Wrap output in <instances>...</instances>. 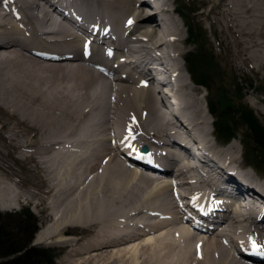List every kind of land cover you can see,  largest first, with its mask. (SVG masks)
I'll return each mask as SVG.
<instances>
[{
	"label": "bare ground",
	"instance_id": "bare-ground-1",
	"mask_svg": "<svg viewBox=\"0 0 264 264\" xmlns=\"http://www.w3.org/2000/svg\"><path fill=\"white\" fill-rule=\"evenodd\" d=\"M177 1L158 0L154 8L149 0H60L103 32L98 45L80 36L85 25L59 0H0V102L7 105L9 93L11 106L46 134L31 153L43 169L45 155L53 175L44 169L52 220L38 239L72 247L65 262H106L146 247L168 253L172 264H264V172L253 166L254 175L245 166L237 172L232 141L221 145L208 131L211 113L200 111L199 84L180 62L189 40L183 11L205 30L195 5ZM198 6L197 18L209 22L219 48L234 45L230 62L264 70V0H199ZM109 42L118 45L112 50ZM156 62H164L159 77ZM216 80L213 96H224L223 80ZM170 94L178 106H168ZM181 127L201 141L202 156L178 135ZM129 129L135 138L126 140ZM3 179L0 200L13 205L16 193L5 191ZM246 196L261 205L241 203ZM7 206L0 203L1 210ZM216 225L220 230L212 231ZM73 228L86 236H70ZM250 232L260 247L250 243Z\"/></svg>",
	"mask_w": 264,
	"mask_h": 264
},
{
	"label": "rangeland",
	"instance_id": "rangeland-1",
	"mask_svg": "<svg viewBox=\"0 0 264 264\" xmlns=\"http://www.w3.org/2000/svg\"><path fill=\"white\" fill-rule=\"evenodd\" d=\"M187 3L188 4L190 3L189 4L190 6L195 5L194 6V9L196 8L195 18L197 22L203 26V30H205V32H202L200 35H203V34H206V35H204L205 37L203 36V39H201L198 42V44H195L194 47L192 44L184 45L183 51L185 53L187 50L197 51L198 46L201 47V51L203 53H205L206 49H208V52L209 54L212 55L213 59L209 62L208 61L206 62V65H207L206 69L208 71L210 69V65L214 64L216 68H214L213 70L218 71V75L214 77L213 79L214 86H216L215 89H218L217 87L218 84L216 83L218 80H216V78H220L223 80L221 85L225 86L226 91H229L228 87L232 90L229 93L231 96V107L232 108L229 107V109L224 110L219 115H217L218 113L211 114L213 123L211 124V126L210 124H207V129L208 131L213 129L214 121H222V122L226 121V123L229 124L228 125L229 128H231L233 125L234 134H235L234 136L228 139L227 138H224V139L217 138V139L219 140V142H221V145H224V146H226L227 143H229L230 141H232V143L234 144V150H235L234 156L236 157L234 169L238 172V167L244 168L243 166H245L244 163H243L244 165L240 163V162H243V157L242 155L240 156V153L241 151H243V148L245 147L244 150H247L246 151L247 154H249L250 156L252 155L251 152H249L248 150L251 147L252 143L244 135L245 127L238 120V109L242 105H248L255 111V113L258 115V117L264 124V103L260 102V99L264 98V70H260L257 73V72L250 70L246 66H242V64L238 61L237 63L230 62L229 56L231 55V52L234 49L233 48L234 45L232 44V46L229 47L228 49H227V46L225 45L222 48H219L218 37L215 36L214 33L212 32L209 22L203 21L200 18H197L196 14H198V11L202 10L198 6L199 0H191V1L190 0L188 1L179 0L177 1L176 4H178L179 6H185L187 5ZM174 18H177V16H175ZM193 24H195V22ZM180 36L186 38V33H185L183 26H182V30L180 31ZM230 38L231 37L229 36V39ZM196 67L199 69L200 68L199 64H197ZM186 77L187 76H185V80L187 82V80L189 79L188 78L186 79ZM235 81L239 84V87L240 86L242 87L241 88L242 93H243L242 96H239L236 92L235 85L233 83ZM195 87H197L199 89L198 91L200 92L199 96H197L198 101H199V106H201L200 111H202V114H205L206 110L208 109V106H206L207 101H208L206 94L208 93L205 87L202 85H199V87L198 86H195ZM234 91L236 92L237 96L234 95L235 94ZM16 94L19 95L18 92ZM10 98L11 96L8 93V95L5 96V103L7 102L8 106L0 102V179L4 180L3 178H5L6 180L12 183L11 184L6 181L8 185L5 187L6 189L5 191L16 193L17 201H13L16 203L11 205L12 203L9 204V201L0 200L1 204L10 206V207L9 206L4 207V209L3 210L0 209V211L1 212L16 211V210L21 209V207L23 206H29L33 214L38 219V227H39V230L35 235L32 245L51 247L56 250V254H57L56 264H70L69 262H65L66 261L65 259H67L68 257L67 252L72 247L66 248L63 245L54 243V242H46V241L40 242L38 239V235L44 231L45 227H47L51 223V220H52L51 215L49 213L50 210L48 209L49 207L48 205H50L49 204L50 194H49L47 183H46L49 181L46 179V177L48 175H50V177L53 175L50 171V167L46 159L47 157L44 155L43 160L45 163L44 169L48 173V175L46 172H44V169L41 166L42 164L38 163L37 159L39 158L33 157L31 153H33L32 152L33 148L36 149L37 147H39V144H41L40 142L43 139V136L46 134L43 135V132L41 131L40 127L36 126L37 128H35L31 126L29 121L27 119H24L23 116L21 115L22 112H19L18 110H16L15 108L11 106L13 105V102L11 101L12 99ZM263 102H264V99H263ZM15 104H18V101ZM17 109H20V108L17 107ZM212 119H211V122H212ZM209 140H211V136H209ZM215 148L218 149L219 145H216ZM256 151L258 153L257 155H260L259 153H261V151L260 150H256ZM255 159L256 157H254V161ZM249 168L250 167L246 166L245 170H248L250 174L254 175V171L252 172ZM262 169H263L262 171L264 172V168ZM259 171L261 170H257V172ZM243 172H247V171H243ZM252 180L255 181L253 178ZM260 183H264V182H260ZM14 189L16 191H13ZM167 196H168V192H167ZM11 200H14V199H11ZM123 214L125 215V212H123ZM123 214H121V216H124ZM73 229L74 231L71 232L73 234L70 236H73L76 238H81V237L86 236V232L83 231L82 229L80 228H73ZM87 236L89 237V235ZM177 246L180 247L181 245L178 244ZM195 248H196V245L194 248H192V250H195ZM160 249H162L163 251L168 250L165 247H162ZM92 253H94L93 250L90 254ZM105 253L109 254L110 252L105 251ZM190 254L191 256H193V251H191ZM73 256H71L70 259L78 258L76 260L80 261L83 258V256H80V258L76 255H73ZM113 258L114 259L111 258V259L106 260V262L96 261V263H89V264H159V261L160 262L163 261L162 264H172L173 263L172 261L169 263L170 257L168 253L162 252L160 250L149 249L146 247L145 248L139 247V250L136 256H132L131 254L125 255L124 253H122L120 258H115V257ZM178 258L181 261V257H178Z\"/></svg>",
	"mask_w": 264,
	"mask_h": 264
},
{
	"label": "trees",
	"instance_id": "trees-1",
	"mask_svg": "<svg viewBox=\"0 0 264 264\" xmlns=\"http://www.w3.org/2000/svg\"><path fill=\"white\" fill-rule=\"evenodd\" d=\"M183 13V18L186 19V23L189 26L188 43L190 42L194 47L195 44H198V42L203 39L204 35H200V30H198L196 25L187 17L189 13H185L184 11ZM212 59L213 57L209 54L208 49L203 53L199 46L197 51L189 50L185 56L186 66L191 78L193 77V80L207 88V99L209 98V105H207L209 112L211 113L212 111L213 114L218 113L217 115H219L221 112L231 107V96L229 93L232 90L226 91L225 95L221 97L213 96L216 86H214L213 79L211 81L206 69V62ZM197 64L200 66L199 69L196 67ZM233 83L237 94L242 96V87H239L236 81ZM236 92L234 91V95L237 96ZM238 120L245 127V137L252 143L251 147L248 149L252 154L251 156L246 153L247 150H244L245 147L243 148L246 162L259 170H263L264 124L255 111L248 105H242L238 109ZM228 125L226 121H214L215 135L221 138H231L234 135V127L232 125V127L229 128ZM256 150L261 151V153H259L260 155H257L258 153ZM254 157H256L255 161ZM38 230V219L29 206H23L16 211H0V264H56L57 254L55 249L32 245Z\"/></svg>",
	"mask_w": 264,
	"mask_h": 264
},
{
	"label": "snow or ice",
	"instance_id": "snow-or-ice-1",
	"mask_svg": "<svg viewBox=\"0 0 264 264\" xmlns=\"http://www.w3.org/2000/svg\"><path fill=\"white\" fill-rule=\"evenodd\" d=\"M128 23L131 24L132 21L129 20ZM132 119H133V121L135 120L134 117H133ZM134 138H135V137L133 136L132 131L129 129V130H128V135L125 137V139H126V140H131V139H134ZM128 146H129L130 148L132 147L131 144H129ZM197 247H199V245H197ZM253 247L256 248V247H260V246L257 245L255 242H253Z\"/></svg>",
	"mask_w": 264,
	"mask_h": 264
}]
</instances>
